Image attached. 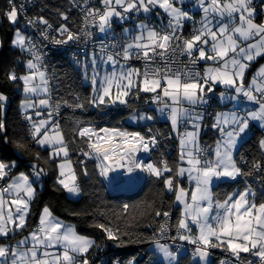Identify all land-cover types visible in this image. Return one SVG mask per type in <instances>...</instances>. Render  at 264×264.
Masks as SVG:
<instances>
[{
	"label": "snow or ice",
	"instance_id": "1",
	"mask_svg": "<svg viewBox=\"0 0 264 264\" xmlns=\"http://www.w3.org/2000/svg\"><path fill=\"white\" fill-rule=\"evenodd\" d=\"M8 2L4 15L14 28L9 43L27 58L17 57L6 79L20 89L19 115L39 150L30 151L27 170L18 159L0 155V264H103L93 253L108 242L121 248L147 242L151 255L144 264H264V135L257 140L259 159L237 156L254 127L264 131V64L249 74L253 62L264 59V19H257L264 7L258 12L254 0H70L79 9L78 24L68 11L56 9L58 24L44 15H25V24L17 27L24 5ZM114 25L121 26L119 34ZM29 28L38 37L27 35ZM97 33L104 39L96 40ZM81 41L93 43L84 59L74 56L90 90L68 99L51 83L43 49ZM20 65L24 70L18 74ZM142 97L145 110L130 102ZM8 100L0 91V113ZM214 104L220 110L208 112ZM121 106L130 111L115 124L72 117L66 132L58 118L65 108L107 115ZM206 116L217 133L211 144L201 140ZM159 117L168 122L167 138L178 141L173 162L163 153L152 158L165 132L146 125ZM0 138L22 154L30 150L24 138L9 140L4 118ZM89 162L114 189H134L144 174L162 184L159 204L141 202L146 211L140 217H150V234L130 231L128 203L119 212L92 214L88 226L99 230V242L49 204L34 209L53 169V188L79 197L81 177L93 174ZM221 184L237 186L221 193ZM165 194L172 196L167 207ZM214 250L222 255L213 259ZM108 264L141 260L117 256Z\"/></svg>",
	"mask_w": 264,
	"mask_h": 264
},
{
	"label": "trees",
	"instance_id": "2",
	"mask_svg": "<svg viewBox=\"0 0 264 264\" xmlns=\"http://www.w3.org/2000/svg\"><path fill=\"white\" fill-rule=\"evenodd\" d=\"M263 1L264 0H261L258 3ZM14 3L16 5V1H14ZM24 5L30 16L44 15L53 23L58 24L60 18L56 15V9H60L69 12L70 21L75 19L77 24L79 23L76 11L67 0H24ZM0 7L8 9L11 5L8 0H0ZM24 24L25 22L21 15L17 25L22 26ZM8 25L9 24L6 23L5 20L1 24V31L3 33L2 36H4L3 40L5 46L0 48V91L7 93L9 100L6 111L0 118H4L6 120L7 136L9 140L24 138V142L30 144L27 137L28 125L19 115V111L17 110V103L20 98V93L18 91L19 88L6 79V73L16 64V58L19 55V51L10 47L8 44L11 33L10 29L7 28ZM185 31H187V26ZM26 34H29L28 29L26 30ZM97 36L104 38V36H101L98 33L96 37ZM88 53L79 58L84 59ZM75 66L76 65L73 60L71 61L60 54H56L54 61L52 62V67H54L56 72L55 83L58 93L60 96L68 99L72 98V93L79 92L82 95H87L90 90L88 82L82 78L81 68H76ZM16 69H18V67H16ZM130 102L135 103V106L140 110H145L147 108L143 102V97L138 102ZM210 108L212 111L217 110L214 105ZM129 111V109L121 106L119 109H113L107 115H100L96 109H89L87 112L81 110H75V112H73L71 109L65 108L62 109L61 115L58 118L60 119L61 124L65 126V131L68 132L70 127L73 125L71 119L72 117L91 119L99 122L100 124L105 122L115 124L117 121L121 120V118L126 119ZM160 122L165 124L164 121ZM211 122V117L206 116L205 124L208 126L202 131L201 140L207 144L213 143L217 136L216 131L210 127ZM125 126H128V123H125ZM262 135H264V131L254 127L249 136L245 138L247 143L241 142L239 145L237 156H239L240 153H244L248 157L249 161H251L253 157L259 159L257 140ZM175 141L178 143L176 139ZM35 150L39 149H37L34 144H30V150L25 151L24 154H22V150H17L12 143L5 144L3 139L0 138V155H4L7 159H18V163L21 165V170H27L24 166L27 165L33 158L30 151ZM161 153H163L170 162H173L176 158L177 149L165 140L161 141L159 150L153 153L152 158L159 159ZM42 155H46V153L42 152ZM88 168L90 172H93V164L91 162L88 163ZM53 182L54 169L49 171L48 176L44 178L43 187L38 190V200L34 205V209L38 210L43 204H49L53 208L54 212L62 219L76 223L78 230L81 233L96 236L99 242L101 239L98 234L99 230L88 226V223L93 218L92 214L96 213L98 209H104L108 213L119 212L122 205L124 203H128L129 205H132V207H130L125 214L128 217V221L131 222L129 224L130 231L136 234L144 232L148 234L151 233L152 229L147 228L150 217L145 216V218L142 219L140 217V213L146 211L144 204L147 202L155 201L157 204L160 203V190L162 188V184L155 182L153 179L147 177L145 182L135 188V191L111 193L107 189L105 180L93 172L90 178L81 177L83 193L76 199L67 197L65 192L56 191L53 188ZM251 182L255 183L256 186L259 187V184L254 179H252ZM236 186L237 185L234 184H221L217 191L221 193L231 191L232 188ZM240 186H242V184ZM170 200H172V196L165 194V207L168 206L167 202ZM141 202H144V204ZM73 211L85 212L88 213V215L75 217L70 215ZM97 219H102V217L97 216ZM35 220L36 217H33L30 223L34 224ZM121 226H124V221H121ZM102 251L107 254L103 260V264H108V261L117 256L122 260H126L134 255L141 260V264H144V262L151 255L149 244L147 242L131 243L122 248L108 242V247ZM93 255H95V253H93ZM188 258L189 255L186 253L184 259L187 260ZM213 259H216L215 255Z\"/></svg>",
	"mask_w": 264,
	"mask_h": 264
},
{
	"label": "built area",
	"instance_id": "3",
	"mask_svg": "<svg viewBox=\"0 0 264 264\" xmlns=\"http://www.w3.org/2000/svg\"><path fill=\"white\" fill-rule=\"evenodd\" d=\"M16 1V5H18V7L20 5H24V0H14ZM69 3H70V0H67ZM71 4V3H70ZM73 7V6H72ZM24 9H25V12L22 15V18L25 22V15L28 16V17H33V16H30L28 13H27V9L24 5ZM73 9L76 11L77 13V16L78 18L80 19V12H79V9L76 8V7H73ZM187 32V31H186ZM28 35H32L34 37H38V33L34 30V29H28ZM96 40H100V39H104V38H101L99 36L95 37ZM42 43H45L47 44L46 41H42ZM93 49V43L92 41H88V42H84V41H81L80 43H72L70 42L68 45H64V46H59V45H53V44H48L47 48L43 49V51H45L46 53V57H45V63L48 65V70L49 72L53 75V80L51 81V83L56 87V83H55V77H56V72H55V69L54 67H52V62L54 61V57L56 56V54H60L62 55L63 57H66L68 59H70L71 61L74 60V56L75 57H83L84 55H86V53L92 51ZM134 63H138L136 61H134ZM75 67L76 68H80L79 65H77L75 63ZM79 110V109H77ZM208 112H213L211 108H208ZM151 127H153L154 129L155 128H159L161 131L165 132V137H161V141H167L171 144V146L173 147H176L177 143L176 141L172 138H167V132H168V128L164 125H161L160 122H155ZM146 155V154H145ZM191 251V248L190 246L187 248V252L190 253ZM97 253V252H96ZM99 253L105 255V252H103L102 250L99 251ZM214 253L216 255V257L222 255V253L220 252V250H214ZM242 255H246V254H242Z\"/></svg>",
	"mask_w": 264,
	"mask_h": 264
},
{
	"label": "rangeland",
	"instance_id": "4",
	"mask_svg": "<svg viewBox=\"0 0 264 264\" xmlns=\"http://www.w3.org/2000/svg\"><path fill=\"white\" fill-rule=\"evenodd\" d=\"M258 3V2H257ZM9 9V8H8ZM7 8H2V7H0V39H3V37L4 36H2L3 35V33H2V31H1V24H2V22L5 20V22L6 23H8L9 25L7 26V28H9L10 29V31H11V33H10V37H11V35H12V33H13V31H14V28L12 27V25H11V23L6 19V17H5V12L8 10ZM17 27H20V26H18V25H16ZM114 28H115V25H114ZM116 29V28H115ZM99 35H101V34H99ZM102 36V35H101ZM10 37H9V40H10ZM9 44V46L10 47H12L11 45H10V43H8ZM13 48V47H12ZM18 50V49H17ZM19 51V50H18ZM18 57H21V54H20V51H19V55H18ZM27 57H21V59H26ZM16 60H17V58H16ZM18 67V69H16V71H17V73L19 74L20 72H22L24 69H23V66L22 65H20V66H17ZM86 81V80H85ZM19 91V93H20V98L19 99H21L22 98V95H21V92H20V89L18 90ZM7 94V93H6ZM9 97V96H8ZM19 99H18V103H17V110L19 111ZM8 104V103H7ZM230 106V105H229ZM6 108H7V105H6ZM5 111H6V109H5ZM5 111L3 112V114L5 113ZM129 113V112H128ZM128 113H127V116H128ZM160 119H163L164 117H159ZM166 120V119H165ZM155 122H159V120L157 119ZM155 122H150L148 125H146V127L147 126H152ZM239 147V146H238ZM147 155V154H146ZM142 158H144V156H142ZM14 159V158H13ZM144 176H145V179L147 178V174H144ZM104 179V178H103ZM145 179L144 180H142L141 181V183H143V182H145ZM106 183V182H105ZM141 183L137 186V187H139L140 185H141ZM107 186V185H106ZM136 187V188H137ZM242 187V186H241ZM41 188V187H40ZM107 189L111 192V193H115V192H131V191H135V188L134 189H131V190H128V189H114V188H112L111 186H110V188H108L107 187ZM65 194H66V196L67 197H69V198H71V199H76V198H78V197H74V196H71L70 194H68V193H66L65 192ZM149 249H150V245H149ZM151 251V250H150ZM95 253V255L94 256H98V262L99 261H102L103 262V258L105 257V255H107V254H105L104 255V253L103 254H101V253H99V252H94ZM190 256V255H189Z\"/></svg>",
	"mask_w": 264,
	"mask_h": 264
},
{
	"label": "crops",
	"instance_id": "5",
	"mask_svg": "<svg viewBox=\"0 0 264 264\" xmlns=\"http://www.w3.org/2000/svg\"><path fill=\"white\" fill-rule=\"evenodd\" d=\"M260 0H254V3H255V6L257 7V11L258 12H260V10H261V7H264V1L263 2H261V3H257V2H259ZM199 18V14L197 13V19ZM141 19H143V17H141ZM257 19H258V21L260 20V19H264V14H262V15H260V16H258L257 17ZM116 28V29H115ZM115 28H114V30H115V32L117 33V34H119L120 33V31H121V26H119V25H115ZM260 64H264V59H258V60H256V61H254L253 62V64H252V66H251V68H250V70H249V74H251V72L253 71V70H255ZM214 106H215V108L217 109V110H220V105H216V104H214ZM245 106H247V107H250V105H242V107H245ZM152 108H154V106H152ZM150 111H151V109H149ZM2 114L3 113H0V117L2 116ZM158 115V114H157ZM158 120L159 121H164L165 122V125L169 128V125H168V122L165 120V118H163V119H160V118H158ZM256 128H259L258 126H256ZM250 134V133H249ZM174 137V136H173ZM246 138V137H245ZM19 237H15L14 239H18Z\"/></svg>",
	"mask_w": 264,
	"mask_h": 264
},
{
	"label": "clouds",
	"instance_id": "6",
	"mask_svg": "<svg viewBox=\"0 0 264 264\" xmlns=\"http://www.w3.org/2000/svg\"><path fill=\"white\" fill-rule=\"evenodd\" d=\"M261 1V0H260ZM160 122V121H159ZM161 123V122H160ZM161 125H164V126H166L165 124H163V123H161ZM167 127V126H166ZM168 128V127H167ZM169 129V128H168ZM173 139L175 140V138L173 137ZM177 143V142H176ZM105 182H106V185H107V187L108 188H110V185L108 184V182L105 180ZM175 217V216H174ZM188 255H190V253L189 252H186ZM105 257H106V255H105ZM104 257V258H105ZM215 257H216V255H215ZM104 258H103V260H104ZM217 258V257H216Z\"/></svg>",
	"mask_w": 264,
	"mask_h": 264
}]
</instances>
